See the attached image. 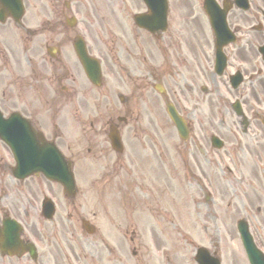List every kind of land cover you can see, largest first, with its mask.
<instances>
[{
    "label": "flooded vegetation",
    "instance_id": "obj_1",
    "mask_svg": "<svg viewBox=\"0 0 264 264\" xmlns=\"http://www.w3.org/2000/svg\"><path fill=\"white\" fill-rule=\"evenodd\" d=\"M21 3L22 15L0 10V133L27 165L38 133L96 173L77 175L72 195L40 175L17 179L0 139V264H133L132 228L131 256L145 264V175L130 167L161 166L171 139L176 169L184 162L194 180L206 178L218 136L227 181L264 205V0H168L165 23L145 3V40L127 22L140 0ZM144 42L145 69L134 63ZM95 63L97 83L86 76ZM134 99H145V127L131 123ZM168 107L183 139L158 125ZM86 229L95 238L78 234Z\"/></svg>",
    "mask_w": 264,
    "mask_h": 264
},
{
    "label": "rangeland",
    "instance_id": "obj_2",
    "mask_svg": "<svg viewBox=\"0 0 264 264\" xmlns=\"http://www.w3.org/2000/svg\"><path fill=\"white\" fill-rule=\"evenodd\" d=\"M138 100L139 101L137 103L139 105L142 103L143 104L145 103L141 99H138ZM137 103L135 105H137ZM140 113L141 115H144L143 118L141 117L139 118L140 122L137 120L136 114L133 115V118H134L133 125L134 126H138V125L145 126V111L141 110ZM167 167H169V165ZM167 170H169L168 174L171 173L174 179L169 178V177L162 179L164 174L163 175L155 174L158 176L156 177L152 173L153 180L158 181V179L160 178L161 183H158L157 186H155V187H158L159 190L157 192L153 190L154 186H152V184L154 183H150L148 185L149 187H147V190H145V217L149 218V220H145V224H155L160 221L165 222V220L166 221L168 220L170 224L175 225L174 230L172 231L174 234V238H175V244H173V237H171V241H169L170 236H167L164 238V235H162L163 237H161V239L164 238L165 240L168 241L170 245V247L169 246L168 247L170 248V250L171 248H173L171 251H168L167 256L171 257V255L177 254L179 256V259L182 261L181 264H189L187 262V257H189L191 253L193 254L194 248L197 245H199V243L207 246L209 243L210 237H211L210 234L213 233V234H217L219 237H222L224 233L230 228L231 222L226 218L227 216L226 210L222 206L223 204H221L223 198L226 196V192L224 193V190L221 187L216 188L215 186L212 185V189L215 193V201H214L215 207L212 208L211 206V209H209L208 211L210 215L207 218H205V216L202 213L199 214L198 217L196 216V214H193V219L195 220V224H196L197 232H198L196 236L195 232L193 233L192 231H189L185 229L184 226H182L184 225V223H180L182 225H179L178 224L179 222H176L174 220V214H175L174 209L176 208L175 206L177 204L178 206H180L178 203L180 200H181V203H184L185 201L188 207L180 206V210L183 214H189L188 212L189 202H187L188 196L191 195V192L198 193L199 190L195 191L194 184L191 186H187L185 183H184L185 184L184 190L179 188L180 179L177 178V173L179 174V171H178L179 168L176 169L174 167L173 170L171 168H168ZM209 179L207 181L208 183L211 182V179H212L211 176H209ZM228 195L230 194L228 193ZM231 198L233 199V201L238 203V201L235 200L233 197ZM249 198L252 199L253 202H257V200L254 199L252 195H250ZM219 206L220 208L217 209ZM189 210L191 212L192 209L189 208ZM191 213H195V212H193L192 210ZM213 215H215V217ZM157 218H159V220ZM188 218H189V215H188ZM188 221L189 220L187 219V222ZM201 221L204 223H206L207 221L206 227H204L201 224ZM152 233L153 231L149 230L147 231V235H145V257L147 254H153V256L156 257L157 255L155 254H157V250L161 248L164 244V243H159V242L158 243L153 242ZM145 234H146V231H145ZM175 234L180 239L179 242L176 241Z\"/></svg>",
    "mask_w": 264,
    "mask_h": 264
},
{
    "label": "water",
    "instance_id": "obj_3",
    "mask_svg": "<svg viewBox=\"0 0 264 264\" xmlns=\"http://www.w3.org/2000/svg\"><path fill=\"white\" fill-rule=\"evenodd\" d=\"M137 22L140 24V25H143L145 27V16L142 17L141 19H138Z\"/></svg>",
    "mask_w": 264,
    "mask_h": 264
}]
</instances>
